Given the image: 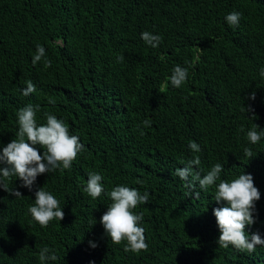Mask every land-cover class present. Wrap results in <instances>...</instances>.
Returning a JSON list of instances; mask_svg holds the SVG:
<instances>
[{"label":"trees","instance_id":"obj_1","mask_svg":"<svg viewBox=\"0 0 264 264\" xmlns=\"http://www.w3.org/2000/svg\"><path fill=\"white\" fill-rule=\"evenodd\" d=\"M234 11L237 27L226 21ZM146 31L162 37L158 47L141 39ZM37 44L46 55L33 65ZM177 65L189 73L179 88L169 80ZM261 69L264 0H0V150L16 139L17 113L29 104L39 105L38 125L54 115L84 146L70 169L38 176L32 191L6 180L22 197L0 188V264H264V245L219 247L213 215L224 206L215 201L220 180L251 174L260 200L245 231L264 239V137L247 139L255 124L264 130ZM27 81L36 91L25 97ZM196 156L201 178L223 166L216 185L196 182L199 199L175 174ZM91 172L103 177L96 199L84 191ZM120 185L149 194L134 209L147 251L125 252L126 241L112 243L100 223ZM38 187L58 199L62 221H34ZM45 246L56 261H40Z\"/></svg>","mask_w":264,"mask_h":264},{"label":"clouds","instance_id":"obj_2","mask_svg":"<svg viewBox=\"0 0 264 264\" xmlns=\"http://www.w3.org/2000/svg\"><path fill=\"white\" fill-rule=\"evenodd\" d=\"M240 18L241 14L234 11L226 16V21L230 26L237 27ZM141 39L152 48L158 47L162 42L161 36L147 31L141 33ZM45 55V48L37 44L36 54L32 61L33 65L41 61ZM117 60L123 62L124 56H118ZM44 64L45 67H51V60L45 59ZM188 75L187 68L175 66L172 75L169 77L171 85L176 88L181 87L186 82ZM260 75L264 77V69H261ZM26 83V89L22 90L25 97L36 91L31 81ZM249 99H255V92L251 93ZM245 110L248 113L253 112L250 106ZM37 111H39V105L33 106L31 104L18 111L19 130L16 133V139H12L0 150V188L15 197H22V193L14 189L10 190L5 183L6 180L15 176L22 181L20 187L32 191L38 176L55 172L58 169H70L73 161L84 147L80 138L71 135L64 121L57 119L54 115L45 113L46 124L38 125L36 121ZM252 117L255 116L252 115ZM143 126L150 127L151 120L145 119ZM258 128L259 126L255 124L247 132V139L253 145L264 137V130L257 131ZM188 146L193 152H200L197 143L189 142ZM40 149L44 150L43 154H41ZM244 154L246 157H253V152L249 148L244 149ZM199 164L200 158L196 156L185 167L178 168L175 172L176 176L185 182V187L194 193L196 199H199L200 196L199 192L194 191L196 182L201 189H207L209 186L216 185L223 171V166L217 163L201 178L199 172H193L194 166ZM190 177L192 179H189ZM102 179L103 177L98 173L91 172L88 174L84 191L92 199L100 197L104 192ZM108 195L112 203L100 219L107 236L111 238L114 244L126 241L125 252L147 251L145 230L139 226L143 216L142 214H135L134 209L138 205L146 204L149 200V194L145 192L141 195L136 189L120 185L114 187ZM259 200L260 192L255 186L251 174H241L230 182L220 180L219 184L216 185L215 201L217 204L223 203L224 206L213 210L220 231L219 247L228 248L231 245L238 250L251 253L255 251L257 245H264V239L261 238L259 232L253 233L249 238L245 231L247 226L256 223L254 211L255 204ZM28 211L41 227H47L53 220L62 221L64 219L60 202L43 187H38L35 190L34 205L30 206ZM91 247L94 249L97 245L91 243ZM39 259L41 262H47L56 261L58 257L45 246L39 252Z\"/></svg>","mask_w":264,"mask_h":264},{"label":"bare ground","instance_id":"obj_3","mask_svg":"<svg viewBox=\"0 0 264 264\" xmlns=\"http://www.w3.org/2000/svg\"><path fill=\"white\" fill-rule=\"evenodd\" d=\"M201 69V68H200ZM202 70V69H201ZM199 72V71H198ZM195 75V74H194ZM196 76V75H195ZM208 80V79H207ZM205 81V80H204ZM206 83H207V81H206Z\"/></svg>","mask_w":264,"mask_h":264}]
</instances>
